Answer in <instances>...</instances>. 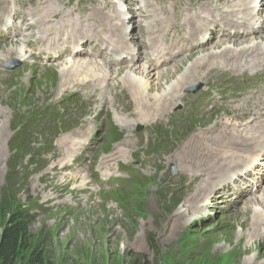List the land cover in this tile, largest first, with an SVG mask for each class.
<instances>
[{
  "label": "rangeland",
  "instance_id": "rangeland-1",
  "mask_svg": "<svg viewBox=\"0 0 264 264\" xmlns=\"http://www.w3.org/2000/svg\"><path fill=\"white\" fill-rule=\"evenodd\" d=\"M15 1L18 2L13 4L16 8H20L19 3H24L25 6H35L37 3V0ZM45 1L44 6L47 7L50 0ZM191 1L195 2V0ZM252 1L235 0L233 3H226L223 10L228 13L234 11L238 17H247L250 13L248 3H252ZM184 2L187 3L188 0H184ZM57 7L65 9L62 5H57ZM120 9L123 10L124 7L121 6ZM28 10L26 9V12H29ZM146 13L145 8L140 12V14ZM57 14L58 16L63 15L60 10ZM247 19L248 21L256 20L251 17H247ZM53 21L56 22L55 18ZM143 26L147 27V23L144 22ZM135 35L133 34V36ZM142 38L149 39L150 37L142 35ZM166 43L172 45L171 42ZM216 43L223 45V48L212 50L214 54L211 61L203 65L196 64V62L205 60L203 57L205 58L206 52L215 47ZM4 48L0 47V57L5 54L1 53ZM243 48L252 49V52L247 56H243V54L242 56L246 59L242 57L243 61H240L241 59L236 58L238 55L241 57L240 53ZM215 52L223 54L219 57ZM263 53L264 33L259 36L225 42H218V38L213 36L211 44L202 51L183 58L178 62L181 64L167 63L160 72L169 70L165 76L170 78V81L164 84L165 87H161L155 92L146 86L142 76L127 71L122 72L121 75H118L119 78H116L117 75L115 76L109 71L115 70H108L107 65L102 63H100L101 71L93 66L92 74L89 75L87 70H83L84 72L81 71L76 75V79H73L76 77L75 75L64 76L66 70L59 71L66 66L65 59L59 60L57 66H52L53 69L45 77H41L42 73L36 66L24 68L23 57H18V54H11L12 58L0 63L2 64L0 68L13 71L15 74L18 72L17 76L19 77V80L15 76L13 81L0 85V226L8 221L10 214L20 211L28 212L32 220L28 242L29 250L23 254V262L16 264H35V259L32 260L33 263L30 260L33 251H36L37 256L42 255L43 262L41 264H130L134 260H140L142 263L145 260L149 264H247L246 262L251 261L258 250L264 253V225H262L261 217V214L264 215V210L260 203V201H264L261 197V195L264 196L263 192H258L256 195L259 199L258 205L249 204L253 207L249 209L246 216L245 214L236 215V211H229V205L232 203L228 205V197L226 199L224 197L225 201L222 203V196L227 194V191L221 195L222 192L220 193L217 189L219 196L216 198L217 203L213 205L208 203L210 198L202 201L206 194H201L199 200L202 201L200 204L205 205V214L198 219L193 218L189 221L183 231L175 234L165 233L166 229H170L175 224L177 219L175 216H179L177 213L186 210V206L190 204L189 197L192 193L195 194L194 191L200 183L203 187L207 186L211 170L196 181L190 178V175L193 174L192 171L211 165L214 169L222 172L220 177H225L228 173L220 168L218 162H215L214 156H210V150L215 152L213 149L216 147L213 149L193 148L194 151L199 150V154H202H200V160L203 161L201 160L199 168L183 164L182 161L185 159L182 158H188L185 154L190 147L185 150V153H181V148L192 139L194 134L204 130L215 131L225 123L241 125L249 117L263 115V107H250L251 109L241 111L245 114L243 117L242 113L236 109L246 106L245 102L242 101L239 106L235 101L223 105L222 100L218 98L221 92L225 93V97L233 95V92L235 94L244 92L247 86L239 83L241 78L253 74H257L259 77L264 76V60H262L264 55L263 58L261 57ZM30 56L28 59L30 65L36 64L30 60L32 58ZM260 57L261 59H259ZM79 59L88 61L86 58ZM142 63L144 66H148L143 61ZM190 67L193 70L200 69L195 74L197 78L192 77L193 73L187 72ZM237 73L240 78L235 77L236 79L230 82V79L237 76ZM133 75L136 82L144 88L140 97L136 94V97L132 98L136 105L151 102L154 93L155 96L162 93L167 94L169 91L167 89L178 84L179 78L183 75L186 78L183 76L184 83H186L178 92L181 98L193 100L195 98L192 95V90L199 86L202 89L196 93L197 98L194 102L186 104L187 107L183 103L175 106L174 109L170 107V112L161 113L162 116L153 122L154 127H147L139 122L136 127V123H134L132 130L124 129L120 127L119 120L121 118V123H126V118L118 114L120 110H117L115 106L124 105V102L118 99V95L120 92H127L126 88L130 85L121 83L126 82L128 77H133ZM157 75L160 74L157 73ZM91 76H95L93 77L94 87H96L95 79L108 78L106 83L110 95L116 98L110 102V105L100 101L93 105L83 102V91H78L79 84L77 87L66 84L56 89L62 81L73 79V82H77V80ZM29 80L31 86L28 88L26 84L29 83ZM189 83L194 84L187 85ZM71 87H75L77 90L69 91L67 89L66 93L64 92L66 88ZM88 87V83H85L81 88ZM203 88H206V92L209 94L202 95ZM107 93L101 95L100 99H104ZM142 95L145 97L143 98ZM203 97L207 99L203 102L207 109L204 110L202 106H199L201 110L198 109L199 112L195 114L189 104L197 107V103ZM150 104L143 106L144 115H148L150 112V110H146L145 106L148 109L154 106V104ZM177 109L183 117H179ZM100 110L107 113L103 115V118L107 120L108 126L106 122L92 121ZM82 124L85 126L82 127ZM90 127L93 129L91 137L88 138L86 135L83 144L71 145V143L82 141L79 136ZM255 128L260 129L255 132L259 136L264 126L255 125ZM78 130H82V132L76 134H67L66 132L73 131L74 133L79 132ZM227 130H232V127H228ZM58 133H60L59 136L54 140V135ZM244 134L247 135L248 132L245 131ZM261 138H264V134ZM126 139L135 144L140 142V145L126 146L123 144ZM262 141L264 144V139ZM214 142L216 143L217 140ZM255 143V139L251 141V145ZM263 144L259 143L260 146ZM260 149L256 148L250 151L256 152ZM244 151L247 150H242V152ZM260 153L264 152L260 151ZM111 155V159L115 160L112 163L114 168L109 161L100 164L95 162L98 157H100L99 160H104L105 157ZM142 158L150 159V164L148 166L141 165ZM135 159L138 160L137 165L142 166L145 174L140 179L130 182L125 188L99 192L90 181L91 172H94L95 169L100 170L102 177L106 178L118 174V165L136 164ZM153 161L155 167L151 168L149 166ZM61 162L64 163L61 164ZM241 164L243 163L240 162L238 166L240 168L232 167L231 172L229 171L231 174L226 177L229 181L233 180L232 177L235 174L239 175L242 173L241 171L245 170ZM72 169H76V171L72 172ZM254 170L256 176L250 179V182L254 183L260 179L261 186H264V161L258 163ZM72 176H82L86 178V181L72 180ZM60 179L70 180L61 186ZM229 195L234 197L230 199L233 202L236 196L234 193ZM249 201L251 200L247 199L243 202L244 204L241 203L238 209H245L246 203ZM259 209H262L261 214L256 213ZM242 216L244 226L250 225L251 227L253 225L251 219L258 223L254 225L256 227H252L255 230L254 235H247L244 244V247L247 245V247L253 248L252 252L242 253L244 247L237 244L234 238V234L243 232L242 226L237 223L242 219ZM255 242H257V246L263 245H260L261 249L256 247ZM0 264L2 263L0 262ZM256 264H264V259Z\"/></svg>",
  "mask_w": 264,
  "mask_h": 264
},
{
  "label": "bare ground",
  "instance_id": "bare-ground-1",
  "mask_svg": "<svg viewBox=\"0 0 264 264\" xmlns=\"http://www.w3.org/2000/svg\"><path fill=\"white\" fill-rule=\"evenodd\" d=\"M137 1H140V3L146 9V12H147L146 14H140L141 12L140 8H131L133 5L137 6ZM234 1L235 0H195V2L192 3L191 0H188V2L185 3L184 0H85L86 6L83 5L79 9H76L69 13L65 12L63 16L61 15L62 16L61 17V20H62L61 27L60 29H57L56 26L53 24V19L58 17L57 13L59 12V9L54 6L45 7L44 6L46 3L45 0H37L36 5L33 6V8H31L32 11H35L32 14H29L26 12V9L28 6H25L24 3H22V7L16 8L13 6L14 3H18L15 0H0V33L1 31L8 29V27L4 25V17L7 15L8 17H11L13 19L12 25L9 28V35H8V38L10 39V41L5 42L4 39L2 38V34H0V47H5L3 51L1 50L2 51L1 53H5V54L1 55L0 63H4L5 60L12 58L11 54H20L21 57L22 56L26 57L27 51L25 53V44L22 45L20 42L14 40V37L23 35V33L26 31H33L34 29L39 28L41 32H44L47 34L48 42L53 43L58 46L59 45L63 46V49L60 52V56H59L60 58L65 55H70L73 57H84L88 59V61L85 59L80 60L77 58L73 59V61L68 60L66 62V66H64V68L59 69V71L61 72H64L66 70V73L64 74V76L65 75L67 76L75 75L76 76L83 70H87L90 75L92 74L93 66L94 68L101 71L102 66H100L99 62L92 61V55L94 53L96 57L101 58L103 60V63L107 65L106 68L108 70L109 69L115 70L113 72L111 70L109 71L111 72V74L115 76L117 75L116 78H119L118 75H121L122 72L124 73V72L129 71L130 73L136 74L138 76H142L144 78L143 81L146 82V86L155 92L156 90L158 91L159 88L165 87L166 85L164 86V84L170 81V78L165 76L168 74L169 70H167V72L164 70L163 72L162 71L160 72L159 70L160 67L162 66V63L160 61L159 56L156 54V52L159 53V52H162V50H167L168 54L170 55V60H174L177 57V55H182V57L179 58V60H175V65H176L183 58L190 56L191 54L195 52H199L205 49L207 45L211 44L213 36L218 38V42H225V41H231L235 39L259 36L264 33V17H263L264 0H262L260 3H257V0H253L252 3L254 4V6L248 7V11H250V13L247 15V17L256 19V20H251V21H248L247 17H238L234 11H231L228 13L223 10L224 5L226 3H233ZM246 1H250V0H246ZM119 2H126L128 6L127 18L124 12L119 11V7H118ZM30 15L38 16V19L36 20V22L31 23L29 21L28 16ZM114 19H118L119 22L122 23V26L119 28H116L114 31H113V28L111 27L110 29L111 35L108 36L107 29L111 21ZM144 22L147 23V27L143 26ZM148 28L151 32V36L148 41L150 42L151 47L155 48L156 52H151L150 46L143 45L144 43L140 42L137 39L136 35L134 36V39H136L138 43L135 42V40H132L133 42H131L130 40L127 39V35H129L130 31L134 30L137 32L146 33ZM209 30H212L210 32L211 33L210 35H206L204 37L201 36L203 31H209ZM168 37L178 39V43L171 42L172 45L171 46L168 45L165 41V38H168ZM148 41H145V42H148ZM37 43L40 44L39 41ZM101 44L107 45L108 48H104V49L101 48ZM220 48H223V45L216 43L215 47H212L206 52L207 54L205 55V58L203 57V59L205 60L199 63L196 62V64L203 65L204 63H209V61H211V57L214 54V51L212 50L213 49L220 50ZM119 52H123L124 55L115 57V54ZM250 52H252V49L243 48V51H241L240 53L241 57H239L238 55L236 59H241L243 56H247L248 54H250ZM221 54L223 53L222 52L216 53V55L218 56ZM263 55L264 53L261 55L262 58H263ZM261 57L259 59H261ZM170 60L166 61V63L170 62ZM262 60H264V58ZM24 61L27 62L28 59L26 58ZM142 61L147 63L148 66H144ZM240 61H243V60L241 59ZM70 64L71 66L68 67V65ZM178 64H181V62ZM29 66L30 65L28 63L24 64V68H27V67L29 68ZM55 66L57 65L54 64L53 67ZM30 69H33V68H30ZM199 70L198 69L193 70L190 67L189 71L187 72L193 73L192 77L197 78V75L195 74L196 72H199ZM29 73H31V70H29ZM157 73L160 75H157ZM187 75L189 76L188 73ZM236 75L239 76V73H237ZM45 76L46 75H43L41 77H45ZM183 76L179 78L178 84H174L175 86L167 89L169 90L167 94L164 95L162 92H160L163 95L160 94L159 96L158 95L155 96L154 95L155 93L153 92L154 94L152 96L153 97L152 101L146 104L149 105L150 103H152L154 104V106L151 107L150 109H148L145 106L146 110H150L148 115L143 114V106L146 104L136 105L134 103V100L132 99L133 97H136L135 96L136 94L137 96L140 97L142 91H144V88L141 84L136 82V78L134 77V75L133 77L129 76L128 77L129 79L126 80V82L121 83L122 85H126V84L130 85V86H127L126 88L127 92L125 93L120 92L118 95V99H120V101H123L124 105H121V107L115 106L117 110H120L119 112L117 111L118 114L126 118L125 119L126 123H121L122 120L119 117L120 127L124 129L132 130L134 123H136L135 125L136 127L139 125L138 124L139 122L145 124L147 127H154L153 122H155L157 118L162 116L161 113L170 112L169 110L170 107H173L174 109L175 106L177 105H182L183 103L186 105L188 103L194 102L197 98L196 92L194 91L196 89L192 90L193 91L192 95L195 98L193 100H184L183 97L181 98V96L178 93L181 90V88L184 86V84L186 83V82L184 83L185 76L184 78ZM93 77L95 76L84 77L82 80H77V82L76 81L73 82V79H76L77 76L75 78L72 77L73 79H68V80L65 79L66 81L60 82L61 85L57 86L56 89H59L61 86L66 85V84L69 86L75 85V87H77V85L79 84L78 91H83L82 92L83 102L85 103L88 102L89 105H93V104L99 103L100 101L102 103H107L108 105H110V102L116 98L110 95V91L106 83L108 78L102 77V78L95 79L96 87H94ZM249 77L252 79H257V78L260 79L259 75L257 74L255 75L253 74ZM249 77L241 78V80L244 79V82L247 84V86H250V83H251V81L248 80ZM17 78L19 80L18 76ZM91 78L92 80H89ZM112 78H114V76H112ZM199 79H202V77H199ZM85 83H88L89 87L86 89H82L81 88L82 84H85ZM4 84H7V83H0V85H4ZM192 84L194 83H189L187 85H192ZM26 86L28 88L31 86L30 80H29V83L26 84ZM75 87L66 88L64 92L66 93L67 89H69V91H75L77 90L75 89ZM137 91L139 92L137 93ZM88 92L89 94L87 95ZM63 93H61V95H63ZM105 93H107V95L105 96L104 99L101 100L100 96ZM142 97L144 98L145 96L142 95ZM180 101L182 103H179ZM243 102H245L246 106L236 109L237 111L241 112L250 107H254V108L263 107L264 109V87L255 85L252 88V90H249L247 92V95L243 99ZM164 104H166V106H164ZM189 106L193 108V110L195 111L194 112L195 114L199 112L196 106H192L190 104ZM231 109L233 110L234 108H231ZM104 114H107V113L104 112L103 110H100L96 114L95 118L92 119V121L96 123L106 122V125L108 126L107 120H104L103 118ZM177 114L179 115V117H183V115H180L179 110L177 111ZM242 115L243 117H245L244 113H242ZM255 125H258V127L264 126V113L262 116L249 117L247 121L241 125L235 126V123H232V124L225 123L221 127H218L217 130H215L216 133L215 131L211 132L210 130H204L198 134L192 135L191 137L192 139H190L187 142V144L181 148V153H185V150L190 147L187 150V153L185 154L188 156V158H182V159H185L184 161H182L183 164L190 165L192 166V168H197V166L199 168L201 166L200 162L203 161L202 159H201L202 161L200 160L201 153L199 154V150L194 151L193 150L194 147H198L202 149L203 148L213 149L214 147H216V149H213L215 152H212L210 150L211 152L210 156L211 157L214 156L215 162H218V164L220 165V168L224 171L229 172L232 169V167L237 168L240 162L244 163L246 169L257 165L258 163L260 164L262 161H264V153L259 154L260 151L264 152V144L262 141L264 138L263 139L261 138V136L264 134V129L263 131H261L259 136H257L255 132L260 129H256ZM84 126L85 124L84 125L82 124V127ZM228 127H232V130H227ZM73 131L72 132L66 131V132L67 134H76V133L82 132V130H78L79 132H74V133ZM245 131L248 132L247 135L244 134ZM91 133H93V129L90 127L86 130V132H83L79 136V138H81L82 141L71 143V145L83 144L84 143L83 139L85 138V136L88 135V138H89L92 136ZM59 134L60 133L54 135V140L59 136ZM128 134L131 135L130 132H128ZM1 137L3 138V136ZM254 139L256 140V143L251 145V141ZM126 140L123 143L126 146L132 147V146L140 145V142L135 144L134 142H131V140H127V141ZM216 140L217 142L215 143L214 141ZM259 143H262L263 146H260ZM256 148H261V149L256 152L250 151ZM242 150H247V151L242 152ZM242 154H244L245 156ZM111 158H112V155L109 157H105L104 160H99L100 157H98V159L95 162L100 164V163H103L104 161H109L112 164L115 160ZM154 161L151 162V166L149 167L151 168L155 167ZM149 162H150V159L142 158V160L140 161V164L141 165L146 164L148 166L150 164ZM63 163L64 162H61V164ZM112 166L114 168V164H112ZM208 167L199 168V169H195L194 171H192L193 174L190 175V178L196 181L200 179L202 176H205L207 171L211 170V172L208 175L207 186L203 187L201 186L202 183H200V185L194 191L195 194L193 195L192 193L191 197H189L190 199L188 200V202L191 205L190 204H188L187 206L184 205L186 206V210L184 212L177 213V215L179 216H175L177 218L176 222H174L175 224H173L170 229H166L165 233L169 232L170 234H175L180 231H183V228H185L187 224L189 223V221H191L193 218L198 219L199 217H202L205 214L204 213L205 205L202 203L201 205L200 202H202L206 198H210V200H208L209 205H213L217 203L216 198L219 195H217L216 190L218 189L220 193L222 192L221 195H224L225 189L223 186L227 187L226 193L228 194H225L224 196H222L221 201L222 203H224L225 201L223 200L224 197L225 199L228 197L227 198L228 205L232 203L231 205H229L230 212L236 211L235 212L237 213L236 215L245 214L246 216L249 209H252L254 205H258L259 199L257 197L255 199L250 197L249 195L250 189H248V187L246 186H244L245 187L244 192L246 193L244 195L245 199H242L241 197H235V200L231 202L230 199L234 197H230L229 192H228V188H229L228 185L229 183H234V180H230V182H228L229 180L227 178L220 177L222 173L221 171L214 169L213 166L211 165ZM119 169L125 171L124 168L120 167ZM71 179L75 181L76 179H81L82 182L86 181L85 180L86 178L82 176H79V177L72 176ZM69 180L70 179L68 180L60 179L61 186L67 184ZM235 180H237V178H235ZM224 181H226L227 184H225L226 182ZM255 183H256L255 189H257L256 194H258V192L264 193V191L260 189L261 184L259 185L258 181H256ZM201 194H206L205 195L206 197H203L202 201L199 200L200 198L199 196H201ZM261 197H263L264 199V196L261 195ZM247 199L251 200L252 202L251 201L247 202L246 208L243 210L242 209L239 210L238 206L244 201H247ZM260 203H262V209L264 210V201H260ZM249 204H253V206ZM262 209H259L258 211H256V213L261 214ZM261 217H262V225H264V215L261 214ZM242 221H243V216H242V219H240L237 223L240 226H242L243 232L234 234L235 235L234 238L236 239L237 244H240L241 247L243 248L244 244L246 243L245 240H246L247 235H254L255 230H253L254 228L252 229V227H256L254 225L258 223L253 222L251 219V223H253V225H251L250 227V225L244 226V223ZM254 238L256 239L255 236ZM256 244L257 242H255V245ZM260 245L259 246L256 245V247L258 249H261ZM242 250H243L242 253L252 252L253 248L247 247L246 245ZM257 252L258 253L252 257L251 261L246 262L247 264L248 263L256 264L257 262L264 259V253H261L260 250H258Z\"/></svg>",
  "mask_w": 264,
  "mask_h": 264
},
{
  "label": "trees",
  "instance_id": "trees-1",
  "mask_svg": "<svg viewBox=\"0 0 264 264\" xmlns=\"http://www.w3.org/2000/svg\"><path fill=\"white\" fill-rule=\"evenodd\" d=\"M32 225L31 216L26 211H20L16 214H10L8 221L0 226V262L2 264L22 263L23 254L29 250L28 242L30 236V228ZM32 260H36L35 264H41L42 255L37 256L36 251L31 254ZM134 260L130 264H149L145 260Z\"/></svg>",
  "mask_w": 264,
  "mask_h": 264
}]
</instances>
